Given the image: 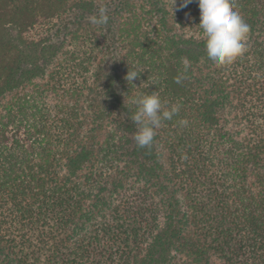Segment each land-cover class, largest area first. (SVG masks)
Wrapping results in <instances>:
<instances>
[{"label": "trees", "instance_id": "obj_1", "mask_svg": "<svg viewBox=\"0 0 264 264\" xmlns=\"http://www.w3.org/2000/svg\"><path fill=\"white\" fill-rule=\"evenodd\" d=\"M170 3L0 0V264H264V0L229 66ZM153 92L180 107L139 148Z\"/></svg>", "mask_w": 264, "mask_h": 264}, {"label": "clouds", "instance_id": "obj_2", "mask_svg": "<svg viewBox=\"0 0 264 264\" xmlns=\"http://www.w3.org/2000/svg\"><path fill=\"white\" fill-rule=\"evenodd\" d=\"M192 2L193 0H181L176 10ZM196 3L200 12L198 26L205 37L207 58L218 66L231 65L247 51L246 41L251 31L250 26L236 10L234 0H196ZM175 5L176 0H171L172 13ZM88 19L93 25H106L109 20L107 9L100 8L96 15ZM189 67L190 61L184 58V72L176 78V83L181 82ZM140 73L138 70H128L125 80L129 86H135L133 81L139 78ZM130 103L136 107L131 119L137 126L134 141L139 148L150 147L157 134L156 130L162 126L163 121L172 120L180 107L177 104L165 110V105L155 92L132 97ZM187 123L185 119L179 121L181 126H187Z\"/></svg>", "mask_w": 264, "mask_h": 264}]
</instances>
